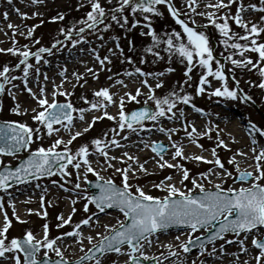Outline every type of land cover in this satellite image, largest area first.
Listing matches in <instances>:
<instances>
[{
	"label": "snow or ice",
	"instance_id": "6c2138e0",
	"mask_svg": "<svg viewBox=\"0 0 264 264\" xmlns=\"http://www.w3.org/2000/svg\"><path fill=\"white\" fill-rule=\"evenodd\" d=\"M34 2L39 3L41 0H34ZM88 2L91 5V10L87 12L86 18H82L78 21L82 26L77 28L76 24L72 25V29L78 39L72 38L73 31H69L63 26L59 29V32L64 34V40H71L73 46L82 41H87V37L84 34L85 29L99 32L100 39H103V31L97 26L102 25L104 31L110 29L112 24L110 22H105L109 16L111 21L120 24L121 27L126 26L129 22V16L125 15L126 10H130L133 14L143 16V21L139 18L133 19L131 26L136 27L137 25L147 22L146 27L148 32L144 33L142 29V33L149 35L155 45H160L162 40L153 29V25L150 22V14L162 15L158 5L163 4L167 6L175 22L182 28L183 34H186V40L182 32L176 29H173L171 34H166L167 39L163 41V43L167 45L165 50L169 53L173 51L178 53L182 58L181 62L186 60V74L190 73L192 68L197 64L206 69L199 77V86L195 90L196 93H204L208 90L205 88V85H207L208 88L211 89V94L218 97L248 101L253 99L250 95L239 94L238 87L240 82L238 80H236L237 87L230 88L228 86L224 65L219 59L214 57L213 48L210 46L208 35L204 31H199L196 27L190 26L189 21H191L192 25L196 23L191 16L182 19L181 10L176 7L173 0H109V3L115 2V8L112 9L106 8L101 3V0H88ZM197 3L198 0H188L187 6L192 12H195V5ZM232 3H234V0H227V2L226 0H217L216 4H211L209 0V3L206 4L205 7H211L218 11L221 8L227 9L228 5ZM245 7L255 10L258 6L254 3L246 6L241 2V6L232 17L235 23L241 25L245 30L243 36L231 31L227 13L222 14V23L218 21L213 12L200 13V15L208 16L210 18L208 22L214 24L224 37L222 43L228 46L229 42L233 41L231 43V48L238 50L242 57L241 59H236L234 58L235 54L230 51L225 59L230 60L232 65L241 67L250 66L256 69L262 77L258 86L264 88V41L258 42L260 34L264 33V25L245 21L242 16ZM259 7L261 10H264V3ZM16 11L24 18H28L29 16L26 12L21 13L19 8H17ZM3 15L7 18L9 13L4 12ZM33 15H42V13H34ZM120 17H122V23ZM57 19L63 20L64 15L61 13L51 17L53 21ZM260 20L264 21V16H262ZM40 23H43V21H40ZM8 27L12 28L14 32L18 31V26L9 24ZM36 27V25L28 27L26 34L23 35L32 37ZM13 39H15L14 36ZM114 39L117 41L116 47L119 48V37H114ZM241 40L245 42H239ZM36 42L38 43L39 41L37 40ZM57 45H60L61 48L63 47V43L60 40H56L53 47ZM249 50L258 53L259 60L254 62L252 57L247 55V51ZM0 51L19 54V63H16L12 67L5 64L2 69H0V78H2L0 79V93L9 91L11 94V90L6 89L5 86L11 84L12 80L22 79L27 91L38 100V107L32 109V112L35 113L32 116V119L36 121L35 127L15 120L0 122V154L15 155L18 151L29 149L34 138L35 140H41L40 134L43 133L45 129L49 136L53 133H59L60 129L54 127V125L61 124L65 130H68L73 122L74 112H79L81 114L80 118L84 119L83 114L85 110L83 108L78 109L74 107L72 101L68 100L63 103L58 102L56 99L49 101L46 95L37 96L29 86L28 77L32 74L31 70L35 67L29 62V58L34 57L37 62H40L42 60L41 54L48 53L51 55L52 48L42 46L37 48L36 51H32L26 44L22 47L14 46L7 49L0 48ZM92 51L95 52L96 50L92 49ZM111 51L112 49H109V52ZM146 51L149 53L154 52L156 57H160V52L154 51V47L152 46L148 47ZM96 59L101 64H104L105 61H110L109 56L101 57L98 52H96ZM125 59L132 61V57H125ZM43 62L45 64L49 63L46 59L43 60ZM213 62H215L218 67L214 68ZM141 63H143V61H141ZM21 68V76L16 77L11 75L13 69ZM172 70L171 68L168 69V71ZM40 71L39 67H35L37 79H39ZM134 72L144 76L153 75V73H144L139 67H136ZM61 74L64 75V72ZM127 74L131 75V72ZM73 75H75L79 81V74L74 73ZM159 75H163V73ZM210 76L218 78L220 81H224V83L220 87L211 88V80L208 79ZM44 78L45 80L48 79L46 73L44 74ZM188 78L191 79V76ZM65 79H67L66 76ZM233 79H235V77H233ZM119 82L123 83V81ZM163 83L164 82L161 80L155 87L159 88ZM250 83L256 84L255 81H250ZM142 84L148 85L150 89H153V86L148 83L147 79L143 80ZM62 85L63 81H61V85L56 87V90L52 92L53 97L61 94L60 89ZM12 87L15 88L16 85H12ZM45 91L44 88L40 89L41 93ZM141 92V88H137L135 95L127 93V97L134 101L137 96L141 95ZM62 94L65 96L72 95V93L67 91H64ZM94 95L104 98L108 102H114L113 94L110 93L107 87L100 88ZM13 99H16V97L13 96ZM148 99L155 102V108L147 106L148 101H145V107H141L137 111H132L131 113H126L124 111V97H121L120 111L118 112V127L120 129L128 128L135 132L138 129L150 127L143 123L144 121H158L161 117L166 116L168 119H173L176 117V112H174L173 109L177 108V104L181 102L186 105H191L197 112L204 111L203 108H198L193 102L190 93L172 91L168 95L157 96L153 90L149 93ZM101 104L102 101L94 100L90 102V107L96 109L101 107ZM11 110L15 113L20 112L21 108L19 103ZM177 111L180 117L184 116L183 108H178ZM169 113L172 115L168 116ZM103 116H107L113 120L117 119L116 116H111L107 111L103 112ZM101 118L100 116H93L92 123H89L84 130L87 131L96 120ZM63 121H67L68 123H62ZM188 123H186L184 127L185 135L189 138H192L194 134L199 136L207 135L205 132H199L194 123L191 125V130L188 131ZM134 125H136V127H133ZM248 125L253 130L252 143L253 145H258L259 139L264 137V128L257 126L251 120L248 121ZM160 131L168 132L169 134L170 146L175 149L173 159L176 157H184L183 147L171 139V132L178 131V129H165L161 127ZM257 133L259 134L258 136L256 135ZM81 135L82 133L77 131L67 142L64 141L63 137H59L47 147L41 143L40 146L31 151V155L28 156L26 160L20 162L19 166L8 167L3 165V162L0 161V189L7 190L11 188L13 184H24L29 180H38L40 177H50L54 175V173H60L65 177L71 176L72 173L68 170L69 166L77 170L76 176L77 179H79L81 175L80 169L83 168L85 180H87L86 174L93 172L101 181L96 184V187L99 189L97 194L91 195L86 191L83 192V196L86 197L88 201L84 204L85 211H89V203L94 204L95 208L101 213H104L106 209L116 208L123 213L125 220L121 221L117 219L116 224H104L103 226L108 229V231L107 233L97 232L96 236L100 237L98 241L89 234L86 239L92 246L86 249L81 226L89 225L92 217L96 216V213H92V216L85 217L79 220V222H75L71 231L61 232L60 235L56 237L49 236V225L45 223L43 225V236L39 239L32 230H27L23 238L12 237L9 240L7 233L12 224V220L5 211L4 224L0 227V257H5L6 254L11 253L7 258L12 260L13 264H88V262H91V264H104V261L108 259L105 255L106 253H130L128 259L120 262V264H129V261L131 264H141V261L136 256V253H139V256L144 257L145 264H151L153 258L149 257L143 251L144 244L141 243V241L150 244L152 241L149 238L154 233L161 229L168 228L170 225H185L190 229L187 241L180 244L184 252H189L190 247H196L197 245L200 251L204 252L207 250L205 245L216 241L218 238L223 239L226 244L231 243L232 240L225 235L226 233L233 234V238H239L244 234V238L238 239V243L241 246L240 251L246 252L248 250L245 247L247 234L264 226V145H260L258 151L257 147L252 148V152L254 153L253 158L256 161L253 171L240 170L239 162L236 160L235 156L229 159L228 163L236 166L238 170L237 175L228 170L225 163L217 155V150L220 145H223L226 149L229 148V145L223 139L217 137L218 145L211 150L214 160L209 161L208 158L203 155H193L192 157L185 158L194 159L196 161H207L221 170L218 173H214L213 169L210 168L207 172L199 174L201 180L208 178V182L211 183L210 175H216L224 181H226L227 178L236 176V179L241 182V186L239 188L223 187L221 182H216L212 188H207L204 183H200L193 177L192 185L194 188L199 189V194H194L191 189L183 191L173 183L165 185L164 181H161L158 184H154L153 187L166 190L168 195L160 197L146 192L139 184L135 185V191L132 190L133 185L129 182V173L136 172L138 175L139 172L133 169L130 163L127 167L116 168V172L120 173L122 176V182L119 185L111 177L104 178L100 176V172L93 168L89 159L90 152L95 151L98 155H103L108 159V167H115V165L111 164V160H122L124 157H127L129 160L139 161L136 157L131 156L127 152L120 157L110 156L108 146H119L115 136L107 142L99 138L93 139L91 145H93L94 148H91L88 143H85L73 151L68 145L72 144V141ZM60 145H64L63 148H58ZM199 146L203 148V145ZM167 147L168 146L162 142H152V150L160 155V159L163 161L162 163L159 161L157 162L159 167L164 168L167 166L182 169L183 180L189 179V169L187 167L179 163L172 164L169 160L164 159V152ZM237 151L239 152L240 150ZM240 154L247 156V153L240 152ZM139 170L147 171L144 163L139 164ZM171 179V176L165 177V180L171 181ZM244 182H247V186H244ZM53 183L58 182L53 181ZM36 186L40 187L39 184ZM59 186L63 188L64 184H60ZM80 188L81 185L76 183L72 191ZM45 191H47V188H45ZM40 199L43 206L45 197L41 195ZM8 203L13 206L12 215L15 216L16 220L20 221L21 217L15 211V202L10 199ZM72 203L75 205V201ZM3 208V198L0 197V210ZM27 211L31 213L34 210L29 208ZM75 212L76 208L73 207L67 219L61 214L58 217L61 223L57 224V227L62 228L64 225L73 224L72 214ZM40 214L45 217L48 215L47 211ZM129 220L130 223L128 222ZM198 230L200 235L194 237L192 233H196ZM63 237H74L73 243H77L81 249L82 255L77 257L74 261L66 257L64 248L58 243ZM201 237H203V239H201ZM176 239H179V237H176ZM124 245H127V248H125ZM252 245L259 249V254L255 256L256 264H264V239H261L259 235L253 236ZM65 247H68V245H65ZM167 247L173 249L171 243H169ZM219 247L221 251L224 250V244H221ZM42 249L44 251L41 256L40 253ZM50 252H54L57 258L54 259L50 257ZM215 252L216 248L213 247L212 253L214 254ZM172 254L176 255V252L173 251ZM111 264H118V262L112 260ZM193 264H195V261H193ZM244 264H250V262L245 261Z\"/></svg>",
	"mask_w": 264,
	"mask_h": 264
},
{
	"label": "bare ground",
	"instance_id": "6f19581e",
	"mask_svg": "<svg viewBox=\"0 0 264 264\" xmlns=\"http://www.w3.org/2000/svg\"><path fill=\"white\" fill-rule=\"evenodd\" d=\"M237 1L239 6H241V2L244 4V0H234ZM63 2V3H62ZM227 2V0H226ZM51 5L45 9L46 2L45 0H41V2L36 3L34 0H29V2L23 3L22 1H17L14 4H9L7 0H0V10L3 12H8L9 16L7 18L3 17L0 20V30L4 29H9L8 25L12 24L15 26H18V30L25 27L24 23H18V20H22L24 17L20 15L16 11L17 8L20 9L21 13L26 12L27 13V5H31L34 8V11H41L42 9V15H39L40 17H45L48 18L49 21H47L46 24L50 26L49 29L46 31V40H44L46 43H50L53 40H56L60 32L57 31L56 28V22H62L63 25L65 26L66 29L72 28V25L70 24L69 21L66 20V22H63V20H51L52 16H57L59 14H63L64 16H70L71 19H77L79 17L81 18H86V14L88 11L91 10V7H89L90 3H77L75 0H51ZM101 3L109 9L115 8V2L109 3V0H101ZM209 3V0H198V3L195 5V12H192L189 10V15L196 21V23H199L201 21H205L208 19V16L206 15H200V13H205V12H212L214 8L211 7H205L206 4ZM211 4H214V0H210ZM264 3H255L257 4V9L253 10L248 7H245L242 13L243 19L245 21H249L252 23H258L261 25H264V21H261L260 18L264 16V10L260 9V5ZM229 6V5H228ZM228 8V7H227ZM237 8V9H238ZM44 9V10H43ZM68 10V11H67ZM162 15H156V14H151L152 18V25L153 29L157 32V35L161 37V44L160 45H155L154 42L150 43V46L154 47V51H159L160 52V57H157V62L158 65L155 67L158 73L154 74L151 77L145 78L141 76V79L138 80L139 78L134 75H128L124 79L121 78H112V73L111 71L108 70V67L113 65V66H120V64L123 62V59L125 57H129L131 51H127L128 44L131 42H135L137 44H144L146 48L150 47L148 46V41H141V37H148L149 35H145L142 33V31L138 33H133L130 31L128 25L121 27L120 24L111 21L110 16L105 22H110L112 26H114L118 32L122 34L123 40L121 41V46L119 47V53L121 54V60H116L117 55L114 52V47L116 44H114L111 48L112 51L108 53V56L110 57V61H105L104 64H101L96 57H92L90 53L86 50L85 46L82 45H77L73 51L69 53H63V54H58L57 55V60L53 61L52 59L48 60L49 63L40 66V74H39V79L34 76H30L29 78V86L32 88V91L37 94V96H43L46 95L47 98L48 96H52V92L56 90V87L61 85V81H63V85L60 89V92L63 89H66L69 93H72L71 96H68L69 98H72L73 101L75 102L76 106H81L85 111H84V119L80 118L81 114H78L76 118H74L72 124L70 125L68 130H65L62 127H59L60 131L59 133H53L51 136L47 134V131L45 130L43 133H41V140H35L34 143V148L40 146L42 143L45 147L51 145V141L54 139H57L59 137H65L66 132L69 133V136L71 137L75 132L79 131L82 133L81 136H79V144L77 145L76 148L79 146L85 144V143H90L93 139L99 138L104 141H109L115 136L119 146L118 147H113L112 145L108 146V151L110 153V156H123L124 153H129L131 156L136 157L139 162L136 160H129L127 157H124L122 160H111V163H116V162H122L126 164V167L130 163L132 165L133 169L138 170L139 174H153L157 169H160L159 164L157 163L158 161L162 163L160 157L152 156L151 154L143 153L141 152V148H144L143 146L146 145V143H139L138 142L142 140H147L148 142L152 143L153 141L156 142H166L169 144L168 150L164 154V159L169 160L170 163L175 164V161H178L179 157H176L173 159V154L175 152V149L170 146V141H169V134L168 132L160 131V128L163 127L165 129H178L180 126H183L188 123V128L187 130H191V125L192 123L195 124L196 128L198 129L199 132L206 131L207 127L209 126L208 120L195 111H191L188 107H184V116L180 117L179 112H177L178 116H176L173 119H168V117H162L158 121H153L152 124H150V127H146L144 129H138L137 131L133 132L129 130L128 128L120 129L118 127V110L120 109V98L126 96L127 93H132L135 95L136 89L141 88L140 85L148 87V85L142 84V81L147 79L148 83L151 85V83L158 84L161 80L164 82L159 88H156L154 85V89H160L162 90V94L160 96L168 95L172 91H176L180 93L183 89L182 88L178 89L180 87V79L184 77V73L187 70V62L186 60L184 62H181L182 58L179 56L178 53L172 52L169 53L165 49L167 48L166 43H163V41H166L167 35L166 34H171L173 29H176L177 31L182 32V28L177 24V23H171V18L169 15L163 10L160 9ZM128 11L125 12V15L129 16V23L132 22L133 19L139 18L142 16L136 15V14H128ZM237 12V11H236ZM31 16L30 19H34V17ZM74 13V14H73ZM4 14V13H3ZM73 14V16L71 15ZM121 23H122V17H120ZM141 20V19H140ZM71 21V20H70ZM72 22V21H71ZM14 23V24H13ZM195 23V24H196ZM46 24L44 25L46 28ZM190 26H194L191 24V21H189ZM195 27V26H194ZM231 31L238 33L240 36L244 35V29L241 25H237L235 23H232L231 25ZM19 32V33H20ZM145 33V31H143ZM183 34V32H182ZM264 35V33H263ZM184 39L186 40V34H183ZM40 39V38H39ZM264 40V39H262ZM7 42L6 39H3L0 36V44L5 45ZM241 43L245 42L243 40L239 41ZM107 45L108 42L105 43L103 46L107 50ZM111 46V45H110ZM130 46V45H129ZM136 52V47L134 48ZM133 52V49H132ZM253 51H247V55L252 57L253 61H256V57L252 56L251 53ZM154 53V52H153ZM150 53L148 55L149 57H152L154 54ZM237 56L235 57L236 59H241V55L239 51L237 50ZM176 58L177 61L172 60L171 58ZM95 58V59H94ZM45 60V59H43ZM47 60V59H46ZM95 60V61H94ZM7 64L10 65L12 64V60H7L5 62H0V69ZM57 66L62 67V71L58 74L55 73V70H57ZM77 67H81L83 70L82 72H75V69ZM171 68L173 69L172 71H168V69ZM240 70L243 72H251L254 68H251L250 66L247 67H241L237 66ZM66 69V71H65ZM203 69L200 65H196L195 67L192 68V71L190 73L186 74V77L191 76V79L186 80V87L189 86L191 89L192 84H198L199 81H196L198 77H200L203 74ZM90 70V71H89ZM64 72V75L61 73ZM47 74L48 79L45 80L44 74ZM74 73L79 74V81L77 80V77L73 75ZM160 73H163V75H159ZM65 76L67 79H65ZM183 76V77H182ZM210 79V77H208ZM119 81H123V83H120ZM184 81V80H183ZM217 84V81H212L211 80V86H215ZM12 85H16L14 83V80H12L11 84H8V89L11 90V94L9 93V97L11 96V99H13V91L18 89L17 85L15 88L12 87ZM107 87L109 88L110 93L113 94V101L114 102H108L107 105L92 109L90 107V102L98 99H103L101 97H96L94 93L98 91L100 88ZM44 88L46 91L44 93L40 92V89ZM126 89V90H123ZM253 89L257 91L260 89V87L256 84L253 85ZM151 90V89H150ZM152 91V90H151ZM31 94V93H30ZM62 94V93H61ZM58 94V95H61ZM32 96V94H31ZM34 100L36 103H38V100L36 97H34ZM87 98V99H84ZM128 98V97H127ZM136 100L138 102H145L148 101V95L145 94L143 91L141 92V95L137 96ZM128 101H132L128 99ZM14 106V105H13ZM38 107V106H37ZM36 107V108H37ZM107 111L111 114V116H116L117 119L113 120L110 119L107 116H103V112ZM35 113L32 111L28 112H18L15 113L11 111V115L16 118V119H24V121L30 125L35 127L36 126V121L32 119V116ZM172 114L169 113L168 116H171ZM212 120V126L209 128V133H216L219 134L223 137L226 138V141L230 144V147L228 148L229 150V155L230 157L235 156L236 160L239 162V166H242L243 168H249L250 162H255L254 160V153L252 152V142L250 139L247 137L246 131H244L243 126L240 125L239 119H238V113L235 112L232 109L225 108V109H217V114L216 116H213L209 114ZM93 116H100L102 117L101 119L96 120L91 128H88L87 131L84 129L87 127L89 123H92V117ZM185 118H187V121H185ZM205 119V122L203 120ZM104 120H111L110 126L113 127L111 129H106L104 130L103 128L100 129L99 125L104 121ZM176 131H172L174 133ZM181 136V146L184 149V157L183 161L184 162H189L191 159L190 158H185V157H192L193 155H201L199 153H196V149L194 145L198 140L201 139L202 136L194 134L192 138H189L188 136L185 135V127L183 129V132L180 134ZM234 138V139H233ZM246 140H249V143L246 142ZM257 147V146H255ZM258 149V147H257ZM237 150H240L239 152ZM240 152L247 153V156L241 155ZM95 153H90L89 159L92 163L93 168H95L99 172H106V167L103 166L97 167L95 165V160H96ZM210 161V159H208ZM206 164L210 165V168L213 169L214 173H218V167L214 166L212 163H208L207 161H203ZM144 163L145 168L147 171L139 170V164ZM233 166H235L233 164ZM236 167V166H235ZM164 168H171L175 169L173 167H167L165 166ZM84 169H80V177L77 179L80 181V178L84 175L83 171ZM76 169L75 173L72 174L71 176H62L60 173H57V177H55L53 180L57 181L58 183H49L46 185L47 191L39 190L37 192H32V182L25 183L21 187L18 186L15 189H12L9 194V200L11 199L12 201L15 202V211L16 213L21 217V220L18 221L16 220L15 216L12 215L13 213V206L10 203H6L7 207V213L8 216L11 220L14 221L16 226H20L22 230L27 231V230H32L36 237L39 236L41 233H43V230L41 231V228H43V223L41 221L39 222H34V223H28L27 221L23 220V217H37L36 211L34 210L33 212L29 213L28 211L26 212L25 209H33L34 207H41V209H44V203L42 206L41 202V195L45 197V201L48 200V197L50 196L53 200V203H48V207L50 209V212L47 216L46 223L51 226L53 229L56 230L57 235H60L61 232H68L71 231L72 226H74L75 222H79V220L88 217V213L85 210H82L80 208H76L78 205H83V199L78 197L81 195L82 188L76 189L75 191H72V189L75 188V184L73 183H68L66 185V182L70 180V178L74 179L76 176ZM177 172V171H176ZM130 177L136 176V172H130L129 173ZM103 177V176H102ZM180 178L181 175L178 173L176 176L172 178L170 182L165 183L167 185L168 183H173L177 186L180 184ZM218 179V176L216 175H210V180L211 182H214L215 180ZM201 182V181H199ZM60 184H64V187H60ZM237 188V187H236ZM147 192L149 191H154L153 194H156L157 196H166L168 195V192L164 189H159L155 187L151 188H146L145 189ZM8 200V201H9ZM67 201V204L65 203ZM73 201H75V205H73ZM68 206H75L76 212L72 214L73 216V224L70 225H64L62 228H58L57 224L61 223V221L58 219V217L62 214L65 219H67L68 215L71 213L69 211ZM92 216V215H90ZM111 215L107 213H101V212H96V216L92 217L91 223L89 225H82L81 229L84 234V239L89 235V232L93 231V229H99L100 226L103 224V221L105 218L103 217H110ZM46 218L45 216H43ZM98 218V221H97ZM3 226V225H2ZM1 226V227H2ZM15 233V230L10 227L8 230V235H13ZM43 236V235H42ZM163 237V239H161ZM177 235L172 234V233H164L161 234L160 237H158L154 242L153 245L157 244L159 246L163 245H168L169 243L173 244L177 241L176 239ZM74 237H63L61 238L58 243L62 248L65 250V254L72 253L76 254L77 250L73 249L72 245L75 244V246L79 249V245L77 243H73ZM65 245H68V247H65ZM152 248L149 247L146 252H149V250ZM11 254L8 253L6 254L5 257H0V264H13L12 260L8 259L7 257L10 256ZM41 255V253H40ZM247 255V254H246ZM239 256H241L239 254ZM227 255L225 254H220L216 255L214 260L211 258V264H227L224 263V261L227 259ZM119 264V263H118ZM166 264H172L171 261H168Z\"/></svg>",
	"mask_w": 264,
	"mask_h": 264
},
{
	"label": "rangeland",
	"instance_id": "374dc122",
	"mask_svg": "<svg viewBox=\"0 0 264 264\" xmlns=\"http://www.w3.org/2000/svg\"><path fill=\"white\" fill-rule=\"evenodd\" d=\"M9 2V4H14L17 1H22L23 3L25 2H29V0H7ZM77 3H89L88 0H75ZM264 0H244V5H249V4H255V3H261ZM46 5H45V9L47 7H49L52 3L51 0H45ZM63 3V2H62ZM173 3L176 5V7H178L181 10V18L185 19L186 17L190 16L189 15V8L187 6L188 4V0H173ZM217 3V0H214V4ZM90 5V4H89ZM239 4L237 1H234V3L230 4L228 6L227 9L221 8L218 11L216 9H213L212 12L215 14V16L217 17L219 22H223L222 19V14L227 13L229 16V25H230V29L232 23H234V19H232V17L236 14L237 8H238ZM91 7V5L89 6ZM158 7L160 9H163L171 18V23H176L175 19L171 16V14L168 11V8L166 5H158ZM27 13L29 14L28 18H23L22 20H18V23H24L25 27L20 30L14 32V30L12 28H7L4 29L3 31L0 30V36L3 39H6L7 42L5 45H1L0 44V48L3 49H7V48H11L14 46H23V45H28L29 48L32 51H36L37 48L39 47H49L52 48V54H48V53H42V60L40 62H37L35 60L34 57H30L29 58V62L31 64H33L35 67H39L41 65H43V59H47L50 60L52 59L53 61L57 60V55L58 54H63V53H69L71 51L74 50V48L77 45H82L85 46L86 49H90V50H86L90 53V55H92V57H96V52L99 53V55L101 57L103 56H108L109 53V49L113 48L112 46L114 44H117V41L114 39V37H119V45L121 46V41L123 40V36L120 32L117 31V29L112 26L110 29L104 31L102 29V25H98V28H101V30L103 31V39H100V33L99 32H94L88 29H85V35L87 37V41H82L77 45H72L71 44V40L65 41L64 40V34L60 33L59 37L56 40H60L63 43V47L61 48L60 45H57L56 47H53V44L55 43L56 40H53L50 43H46L44 40H46V31L47 29L50 28V26H48L47 21H49L48 18L45 17H40L39 15H33L34 13H42V9L41 11H34V8L31 5H27ZM44 10V9H43ZM68 11V10H67ZM128 11V14H133L131 13L130 10H126ZM31 12L32 16L34 17V19H30L31 16ZM3 11L0 10V20L3 17ZM74 14V13H73ZM73 14H71L73 16ZM138 15V14H136ZM151 15V14H150ZM82 18L79 17L77 19H71L70 16H64L63 22L69 21L71 25L76 24L77 28L81 27L82 25H80L78 23V21H80ZM140 19L143 21V16L140 17ZM195 19V18H194ZM209 17L208 19H206L205 21H201L199 23H196L194 26L197 28V30L199 31H204L208 37H209V43L210 46L213 48V55L215 58L219 59L221 61V63L224 65V71H225V77H226V82L228 83V86L230 88H235L237 87L236 85V80H238L239 83V87H238V92L240 95H250L252 96V100L248 101V100H240V99H231V98H224V97H218L214 94H211V89L208 88L207 85H205V88L208 89L206 90L204 93H196V88L199 86L198 84H192L191 89L188 87H186L185 83L186 80L188 79V77H186V72L184 73V77L183 80L182 78L180 79V81L182 82V84L180 83V88L183 89L180 93H190L192 95V100L193 102L197 105L198 108H203L204 111L203 112H197L195 111L191 105H186L181 103L177 104V108H174L173 111L176 112V116H178L177 114V109L178 108H184V107H188L191 111H195L196 113L200 114L202 116V114L204 115V117L208 120L209 122V126H212V120L209 114L216 116L217 114V109H225V108H229L234 110L235 112L238 113V119H239V123L241 126H243L244 131H246L247 137L250 139V141L252 142L253 139V130L251 129V127H249L248 125V121L251 120L253 123H255L257 126L264 128V88H260L257 91H255L253 89V85L252 83H250V81H255L257 83V85L259 84L260 80L262 79V77L260 76V74L258 73V71L256 69H253L251 72L247 73V72H243L242 70H240L239 68H237L236 65H232L230 60L225 59V57L228 56L229 52H233L234 58L237 56V50L232 49L231 48V43L233 41L229 42L228 46H225L222 43V40L224 39V37L222 36V34L220 33V31L215 27L214 24L209 23ZM72 22H71V21ZM40 21H43V23H40ZM150 22H152V18L150 20ZM146 23L141 24V25H137L136 27H132L131 24L132 22H128V27L130 29L131 32L133 33H138L140 31H145L148 32V29L146 27ZM14 24V23H13ZM46 24V28L44 25ZM33 25H36L37 27L34 29L33 31V36L32 37H27L26 34L28 27H31ZM65 27L63 25L62 22H56V30L59 31L60 27ZM67 30L69 31H73L72 28H68ZM233 30V29H232ZM20 32V33H19ZM13 36L15 37V39H13ZM40 38V39H39ZM73 39H78V37H76L75 32L73 31ZM141 41H148V46H150V43L153 42L151 37H144L142 36ZM264 39V35L263 33L260 34L259 40L260 41H264L262 40ZM39 41L38 43L36 41ZM108 42L107 45V50L105 49V47L103 46L105 43ZM111 45V46H110ZM130 45V46H129ZM136 47V52H135V48ZM92 49H95L96 51H92ZM127 51H131L130 56L132 57V61H128L125 58H121V54L119 53V48L114 47V52L117 55L116 60H121L123 59V62L120 64V66H109L108 70L111 71L112 73V78H121L124 79L125 77L128 76L127 73L131 72V75L137 76L140 80L141 76L145 77L148 79V77L153 76L154 74L158 73L159 71H157V69L155 68L158 65V60L157 57L155 55H153L152 57H149L148 55H150L149 52L146 51V46L144 44H137L135 42H130L128 44V47L126 48ZM133 49V52H132ZM154 54V53H153ZM252 56L257 55L256 57V61L259 60V55L256 52H252L251 53ZM19 54H13V53H9L6 51H0V62H5L7 60H12V64H10L9 66L12 67L14 66L16 63H19V59H18ZM50 58V59H49ZM95 59V58H94ZM172 60L175 59L174 62L177 61L176 58H171ZM95 61V60H94ZM141 61H143V63H141ZM35 67L31 70V75L30 76H34L35 77ZM136 67H139L143 70L144 73H153V75L150 76H144L140 73H135L134 69ZM213 67L216 68L218 67V65L215 64V62H213ZM57 70H55V73H60L62 71V67L57 66ZM82 68L81 67H77L75 69V72H82ZM206 71V69H203V72ZM12 76H16L19 77L22 75V68L21 69H13V71L11 72ZM28 77V81L29 78ZM233 77H235V79H233ZM2 79V78H0ZM212 81H217V84L215 86H211V88H215V87H220L224 81H220L218 78L215 77H211L210 79ZM196 81H199V77L196 79ZM14 83L17 85L18 89L13 91V96L16 97V99L12 100L11 96L9 97V91H5L3 93H0V122L3 121H7V120H15L18 122H22V123H26L24 121V119H16L11 115V109L16 106L17 103H19L20 105V112L24 113V112H28V111H32L33 108H36L38 106V103L35 102L33 96H31V94L27 91V89L25 88V85L23 84L22 79H15ZM30 83V81H29ZM151 85L153 86V89H151L152 91L154 90L155 94L157 96H160L162 94V90L160 89H154V85L155 83H151ZM6 89H8V84L5 86ZM141 90L147 94L149 96V93L151 92L150 89H148L145 86L140 85ZM126 90V89H123ZM64 91H67L66 89H63L61 91V93H63ZM68 92V91H67ZM49 101H51L52 99H56L58 102H65V101H72L74 107L76 108H82L81 106H76L75 102L73 101L72 98H69L68 96H65L63 94L61 95H57L55 97L53 96H48ZM97 101H102L101 107L107 105V100L106 99H98ZM124 111L126 113H129L132 109L138 107V106H142L145 105V102H138L137 100H132V101H128V98L126 96H124ZM14 105V106H13ZM147 106H150L152 108H155V102L152 100H148V104ZM27 110V111H25ZM120 109L117 111L119 112ZM78 114H80L79 112H74L73 113V120L74 118H76L78 116ZM162 118V117H161ZM185 121H187V118H185ZM153 121H145L143 123H145L146 125H150L152 124ZM203 122H205V119L203 120ZM62 123H68L67 121H64ZM111 120H104L100 125V129L103 128L104 130L106 129H111L113 127L110 126ZM206 123V122H205ZM54 127L59 128L62 127L61 124H57L54 125ZM133 127H136V125H134ZM207 127L206 131H203L205 133H207L209 131V128ZM63 128V127H62ZM184 127L180 126L179 130L172 133L171 134V139L172 141L177 142L178 144L181 145V132H183ZM46 130V129H45ZM47 131V130H46ZM257 136L259 135L258 133L256 134ZM66 138H64V141L67 142L71 137L69 136V133L66 132L65 135ZM217 137H219L220 139H223L230 147V144L226 141V138L216 134V133H207V135H204L201 137L200 140H198L195 144V146L197 147V151L196 153H199L198 148H200V150L209 152V154L211 155L212 159L214 160V157L212 156V148L216 147L218 145V139ZM79 137H76L75 140L72 141V144L68 145L69 148L73 149V151H75L77 148V145L79 144ZM54 138L51 141L52 143L54 142ZM107 142V141H105ZM146 143V145H144V148H141V152L143 153H147V154H151L152 156H156L152 151H151V146L152 143L148 142L147 140H142L139 143ZM247 143H249V140H246ZM34 143H35V138L34 141L31 145V147L29 149L25 150V153H31L32 150H34ZM163 144H165L166 146L169 147V144H167L166 142H162ZM91 148H94L93 145H91V141L89 143ZM199 145H203V148H201ZM260 145H264V137H261L259 139V144L258 145H253L252 143V147L257 146L259 150V146ZM64 145H60L58 146V148H63ZM90 153H95L96 156V160H95V165L97 167H101L103 168L106 167V172H100V176H103L104 178H108L111 177L118 185L121 184L122 182V176L120 173L116 172V168H124L126 167V164L122 163V162H116V163H111L113 165H115V167H108V163L109 160L106 159L103 155H98L95 151L90 152ZM217 155L221 158V160L225 163V166L228 170L232 171L233 173L238 174V170L235 166H233V164H229L228 161L231 158L229 155V150L228 148H224L223 145H220L218 147L217 150ZM21 154H15V155H3L0 154V161L3 162V165L6 166H13L20 158H21ZM157 157V156H156ZM160 157V156H158ZM111 162V161H110ZM182 164L184 167H187L189 169V179L187 180H183L182 177V169H169V168H160L157 169L155 171V173L153 174H140V175H136V176H132L130 177V183L133 185V191H135V185L139 184L144 190L146 188H151L153 187L154 184H158L161 181H164V183L170 182L169 180H165V177L171 176L172 178L174 176H176V174L178 173L179 175H181L180 178V184L179 188H181L183 191H187L188 189H191L193 191V193H198L199 189L198 188H194L192 185V178L195 177L198 181H201L200 183H204L205 186L207 188H212L214 186V184L216 182H221L223 187H237L239 188L241 186V183H234V178L230 177L227 178L226 181L222 180V178L218 177L217 180H215L214 182L209 183L208 182V178L201 180L199 177L200 173H204L207 172L210 169V165L206 164L203 161H196L194 159L190 160L189 162H184L183 161V157H179L178 161L174 162ZM250 166L249 168H243L242 166H240V170H248V171H253L255 169V162H250L249 163ZM72 174L75 173V168L72 166H69L68 169ZM177 171V172H176ZM218 171L220 172L221 170L218 169ZM83 174L84 170L82 171ZM84 175L80 178V181L77 180V177H75L74 179L70 178V180L68 182H66V185H68V183H79L81 185L82 191H81V195L78 196L80 198L83 199V205H78L76 206V208H80L82 210L84 209V204L87 203V198L83 196V192H88L87 189V183L90 180H94V179H98L99 177H97L95 175V173L93 172H89L87 173V180L84 179ZM57 177V173H54V175L52 176H48V177H42L39 178L38 180H30L27 181L25 183H29L32 182V192H37L39 190H45L46 185L49 183H52L54 180V178ZM172 180V179H171ZM24 183V184H25ZM39 184L40 187H37L36 185ZM23 184H15L13 185L11 188L7 189V190H1L0 191V197L3 198V203H4V208L2 210H0V227L4 224V212H7V207H6V203L9 200V192L12 189H15L18 186H22ZM244 186H247V184H244ZM146 191V190H145ZM147 192V191H146ZM89 193V192H88ZM149 193L153 194L154 191H149ZM155 196H157L156 194H153ZM164 197V196H162ZM48 203H53L52 198L49 196L48 200L44 202V209L42 210L41 207H34L33 210L36 211L37 217H23L24 221H27L28 223H34V222H39L41 221V223H43V225L46 223V218H44L40 213L47 211V213L49 214L50 209L48 207ZM65 203L67 204V201H65ZM75 206H68L69 211L72 212V208ZM25 211L27 212V209H25ZM98 212L97 209H95L91 203H89V211H87L88 216L92 215V213H96ZM104 213H107L106 211ZM109 215H111L110 217H103L105 218L103 221V224L100 226L99 229H93V231L89 232V234H91L95 240H99L100 237L96 236L97 232H102V233H107L108 229H106L103 225L104 224H116L117 223V219L124 221L125 217L122 213H118V212H109L107 213ZM17 224L14 223V221L12 220V224L10 227H12L15 230V233L13 235H8L9 240L12 237H23L24 233L26 231L22 230V228L20 226H16ZM43 230V228H41V231ZM207 231V230H205ZM190 230L188 231H184V232H174L175 235H177V237H179V239H177V241L175 243H173V249H169L167 247V245H153V242L161 236L162 233H158L155 235H152L149 239L152 241L150 244L144 243V247H143V251L151 258H153L152 260H155L156 264H166L168 261H171L172 264H193V261H195V264H211V258L214 260L216 255H220V254H225L227 255V259L224 261V263L227 264H244L245 261H249L250 264H256V260H255V256L259 254V249L257 247H255L254 245H252V238L253 236H257L259 235L261 239H264V227L263 229H257L252 231L251 233L247 234V239L245 240V247L248 249L246 252H241L240 251V245L238 243V239H243L244 238V234L241 235L239 238H233V235H226L228 236L232 242L231 243H225L223 239H221L220 241L209 245L206 247V251L201 252L199 251L198 253L189 255L187 253L184 252L183 248L180 247V244L182 242H186L188 239V234H189ZM43 235V233H41L39 236H37V238H41ZM57 232L55 229H53L51 226H49V236L50 237H56ZM192 235L198 236L200 235V232L197 231L196 233H192ZM161 239H163V237H161ZM154 240V241H153ZM84 244L86 246V249L91 247V243H89V241L87 239H84ZM224 244V250L221 251L220 249V245ZM152 248L149 250V252H146V250L151 247ZM73 249L77 250L76 254H72L70 253H66V257L69 260L74 261L77 257H79L80 255H82L81 249L79 247V249L74 245H72ZM215 247L216 248V252L213 254L212 253V248ZM127 248V246L125 247ZM43 249L41 250V256L43 255ZM173 251L176 252V255H173ZM11 254V253H10ZM130 253H120V254H111V255H106L108 257V259H106L104 261V264H111L112 260H116L119 264L122 261H125L128 259V255ZM239 254L241 256H239ZM247 254V255H246ZM49 256L52 258H57L55 256L54 252H50ZM137 258L141 259L142 261L144 260V257L139 256V253H136ZM130 263V261H129ZM88 264H91V262H89Z\"/></svg>",
	"mask_w": 264,
	"mask_h": 264
},
{
	"label": "water",
	"instance_id": "95a60500",
	"mask_svg": "<svg viewBox=\"0 0 264 264\" xmlns=\"http://www.w3.org/2000/svg\"><path fill=\"white\" fill-rule=\"evenodd\" d=\"M139 109V108H138ZM138 109H136V110H134V111H137ZM166 150H167V148H166ZM165 150V151H166ZM25 151V149H23V150H21V151H18L17 153H23ZM156 153V152H155ZM157 154V153H156ZM31 154H26V155H24L23 156V158L15 165V166H19V164H20V162L22 161V160H26L27 158H28V156H30ZM9 167V166H8ZM236 182H238V180L236 179L235 180ZM98 182H100V181H98V180H95V181H92V182H89V184H88V187L90 188V193H91V195H95V194H97L98 192H99V189L96 187V184L98 183ZM1 190V189H0ZM109 211H111V210H117V211H119V209H116V208H112V209H108ZM129 223H130V220L128 221ZM262 227V226H261ZM261 227H259V228H261ZM170 229H189L187 226H185V225H175V224H173V225H170L168 228H165V229H161V230H159V231H164V230H170ZM157 233V232H156ZM227 234V233H226ZM201 239H203V237H201ZM219 239V238H218ZM213 243V242H212ZM208 244H210V243H207L206 245H208ZM205 245V246H206ZM197 250H199V246L197 245L196 247H190V253H192V252H195V251H197ZM141 264H145L144 262H142L141 261ZM151 264H155L154 263V261H151Z\"/></svg>",
	"mask_w": 264,
	"mask_h": 264
}]
</instances>
